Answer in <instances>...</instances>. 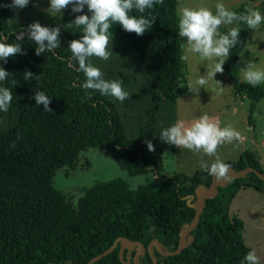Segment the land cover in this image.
<instances>
[{"label": "trees", "instance_id": "1", "mask_svg": "<svg viewBox=\"0 0 264 264\" xmlns=\"http://www.w3.org/2000/svg\"><path fill=\"white\" fill-rule=\"evenodd\" d=\"M2 2L9 4L8 0ZM177 7L178 0H164L163 5L149 10L156 21L143 36L129 33L119 24L109 30L110 36L127 40L152 82L137 90L136 95L149 98L150 107L136 140L127 137L111 96L79 87L86 78L68 47L71 40L80 38V29L61 27V47L54 53L36 55L37 45L25 38L21 42L25 54L0 61L11 74L3 86L13 93L12 121L0 129V264H86L118 238L144 245L140 264H153L148 246L154 240L164 252L179 248L182 234L197 214L198 188L208 190L217 178L203 169L192 176L163 175V149L170 145L153 143L155 151L150 152L145 143L157 124L162 103L176 104L189 91ZM9 10L3 6L0 12V34L15 43L16 34L28 25H11ZM79 14L90 15L87 6L84 13H73L69 6L65 20H74ZM131 14L141 15L135 10ZM237 26L242 29L241 43L232 49L224 70L235 96L251 100L248 121L252 124L257 105L264 99V85L253 87L240 80V56L251 40V31L244 24ZM26 71L33 74L30 80L23 78ZM136 79L134 75L118 78L122 84ZM37 88L51 97L52 112L36 105L32 97ZM89 149L106 150L130 176L152 173L157 182L136 190L122 179L97 183L83 189L74 205L54 187L53 180L59 170L75 169L81 154ZM224 163L230 165L229 173L253 168L264 175L259 157L252 151L238 161ZM243 188L255 189L264 197V181L254 172L217 187L203 204L199 223L180 254L166 257L153 248L158 264H240L251 248L243 238L244 222L231 216L230 208ZM120 250L118 244L94 264H134L136 252L124 249L122 260ZM128 254L130 263H126Z\"/></svg>", "mask_w": 264, "mask_h": 264}, {"label": "rangeland", "instance_id": "2", "mask_svg": "<svg viewBox=\"0 0 264 264\" xmlns=\"http://www.w3.org/2000/svg\"><path fill=\"white\" fill-rule=\"evenodd\" d=\"M8 2L11 4L12 0H8ZM217 2L224 3L232 11H236L242 6H251L264 14V0H178L177 9L180 6L199 7L203 5L215 11L214 5ZM49 6V0H30L29 5L23 9L10 8L9 23L11 25H29L39 21L43 25L55 27L59 24L63 27L73 21L71 19L65 20V10L60 14L49 15L45 11ZM2 8L3 2L0 0V12ZM236 26V24L225 25L220 28V31L229 30L230 27ZM250 31L251 40L240 56V80L243 83L247 82L243 79L241 68H246L248 63L251 62L257 68L264 69V24H261L257 29H250ZM181 42L184 45L182 39ZM111 50L113 54L108 61L93 56L89 58V62L100 68L107 80H118L121 75L136 76V82L122 84L123 88L130 94L129 99L120 102L111 97L117 107L127 137L136 140L139 129L146 120L145 112L150 107L149 98L136 95L137 90L140 87L149 86L152 82L137 55L130 50L124 37L110 36L109 51ZM183 56L188 57L185 60L187 81L195 85L198 77L207 73V66L211 62L202 60L198 54L188 51L186 45L183 46ZM261 84L264 85V83ZM0 87H4L3 82H0ZM250 110L251 100L248 97L242 100V98L235 96L224 70L222 74L217 73L215 78L210 79L199 91L189 90L181 96L176 104L163 102L157 115V124L149 132L147 139L151 140L152 143H164L159 138L164 128L173 125L177 120H183L188 126L201 115L208 114L214 118L220 127L231 124L241 133V137L245 138L246 141L227 143L226 146L232 149L230 153L232 161H237L234 155L245 145L247 147L246 152L252 151L257 154L264 169V99L257 105L252 124L248 122ZM10 112V110L7 113L0 112V129L11 123L13 116ZM252 140H254V145L251 144ZM224 145L218 148L217 154ZM185 151L186 148L181 149L182 153ZM174 154V145L164 149L163 172L165 174L173 171ZM198 154L199 157L196 158V162L190 168L183 170L185 174L193 175L197 170L203 169L202 163L208 164L211 160L203 152H196V155ZM114 179L126 181L133 190L141 185L157 182V177L152 173L136 177L130 176L103 149L84 151L75 169L66 167L59 170L53 181L54 187L62 191L74 205H77L83 196V189ZM244 192L248 194L242 193L238 196L230 213L231 216L238 217L244 222L243 238L246 245L251 250L255 249L259 255L264 256V197L255 189ZM130 250L136 252L137 248L132 247Z\"/></svg>", "mask_w": 264, "mask_h": 264}, {"label": "clouds", "instance_id": "3", "mask_svg": "<svg viewBox=\"0 0 264 264\" xmlns=\"http://www.w3.org/2000/svg\"><path fill=\"white\" fill-rule=\"evenodd\" d=\"M29 3L30 0H12L11 4L3 6L23 9ZM158 4L163 5L164 0H49L50 6L45 11L51 16L63 13L69 6L73 13H84L87 6V12L90 13V15H76L73 21L63 26L66 30L73 27L81 30L80 38L71 40L68 47L71 51V59L78 64V70L86 77L85 82L79 87L84 90L98 91L120 102L130 98L129 92L123 88L121 81L105 79L101 69L91 64L89 58L95 56L104 61L110 59L113 51H109V30L113 24H119L129 33L143 36L156 21L149 10ZM214 8L215 11L203 5L178 8L179 38L184 41L188 51L198 54L202 60L211 62L207 66V73L200 75L195 85L189 82L190 91H199L210 79L215 78L217 73L222 74L223 65L231 55L232 49L241 43L242 29L239 26L230 27L227 33L220 31L222 26L244 24L248 29H257L264 24V14L251 6H246L241 13L229 10L222 2H217ZM134 10L141 15L131 14ZM146 12L147 16L143 15ZM60 37L61 25L49 27L42 25L39 21L30 23L27 28L16 34L17 42L15 43L8 42V37L0 34V61L6 63L9 58L25 54L21 46L25 38L37 45L36 55L46 52L54 53L61 47ZM181 59L187 60L188 57L181 56ZM241 72L244 81L253 87L264 83V69L257 68L251 62L246 68H241ZM9 75L11 74L0 66V82L6 81ZM32 77L33 74L26 71L23 78L30 80ZM13 83L16 84V80ZM32 98L36 105H43L45 111L52 112L51 97L44 91L37 88ZM12 100V91L8 87H0V112L7 113ZM159 138L168 145L186 148L193 152H203L209 157H215L210 165L202 163V168L209 175H214L217 180L226 179L230 170V165L219 158L218 148L224 143L242 140L241 133L231 124L220 127L208 114L201 115L188 126L183 120H177L173 125L164 128ZM145 143L148 151H155L151 140H146ZM240 264H264V256L252 249L245 254Z\"/></svg>", "mask_w": 264, "mask_h": 264}, {"label": "water", "instance_id": "4", "mask_svg": "<svg viewBox=\"0 0 264 264\" xmlns=\"http://www.w3.org/2000/svg\"><path fill=\"white\" fill-rule=\"evenodd\" d=\"M250 172H254L255 174H257L260 177L261 180L264 181L263 173H261L260 171H258L256 169L246 168V169L241 170V171H236L235 169H232L226 179H220V180L216 179L215 182L211 185V187L208 190H206L203 186H200L198 188V197H197V200L194 204V208L197 211L196 217H195L193 223L191 224V226L187 230H185V232L182 234V236L180 238V242H179V248L174 252H164L160 248L159 242L157 240H154L148 246L149 253H150L152 260H153V264H158L157 258L153 254V248H156L161 253L162 256H166V257L178 255L184 250V248L186 247V243H185L186 240L191 239L189 236H190L191 232L197 227V225L199 223L203 204L205 203L206 200H208L209 198L212 197V195L215 192L217 187L224 185V184H226L232 180L238 179V178H240V177H242V176H244ZM118 244L121 245L120 258L122 260H123V250L124 249H131L132 247H136L137 251L133 257V262H134V264H139V258L144 251V245L142 243H139V242H127L124 238H118L112 247H110L108 250L104 251L103 253L99 254L98 256L94 257L93 259H91L86 264H94L97 261L101 260L102 258L106 257L107 255L111 254L117 248ZM127 257H128V260L126 263H130L131 260L129 258V254Z\"/></svg>", "mask_w": 264, "mask_h": 264}, {"label": "crops", "instance_id": "5", "mask_svg": "<svg viewBox=\"0 0 264 264\" xmlns=\"http://www.w3.org/2000/svg\"><path fill=\"white\" fill-rule=\"evenodd\" d=\"M186 94V93H185ZM181 98V97H180ZM179 98V99H180ZM244 98H247V96H244L243 98H242V100L244 99ZM179 99H178V101H179ZM177 101V102H178ZM249 122V121H248ZM242 141H246L245 140V138L244 137H242ZM225 144V145H224ZM223 145L224 146H222L223 148L219 151V153H218V156H219V158L223 161V162H227V161H230V162H235V161H232L231 160V155H230V153L232 152V149H230L229 147H227L226 145H228L227 143H224ZM251 144H255L254 143V140H252L251 141ZM167 147H170V146H166V147H164V149L165 148H167ZM173 147V146H172ZM247 147L245 146V145H243L242 146V149H240L239 151H237L236 152V154L234 155V158H236L237 159V161L241 158V156L246 152V149ZM164 149H163V160L165 159V157H164ZM181 149H183V148H179V147H177V146H175L174 145V155H175V163H174V165H173V171H170L171 173H164L163 171H164V162H163V170H162V173H163V175H166V176H171V175H173V174H178V173H183V174H185L184 172H183V170H185V169H187V168H190L191 167V165H193L195 162H196V158L197 157H199V154L198 155H196V152H193V151H191V150H189V149H186V151L185 152H181ZM209 158H211V160L209 161V165L213 162V160L215 159V157H209ZM199 170H202V169H199ZM199 170H197V171H199ZM196 171V172H197ZM195 172V173H196ZM194 173V174H195ZM187 175V174H186ZM189 176V175H188ZM190 176H192V175H190ZM249 189H252V188H243L238 194H237V196H236V198L233 200V203H232V205L234 204V201L238 198V196L239 195H241L242 193H246V192H244V191H247V190H249ZM256 191V190H255ZM258 192V191H257ZM259 193V192H258ZM246 194H248V193H246ZM245 196H247V195H245ZM232 205H231V208H232ZM231 208H230V211H231ZM231 214V213H230Z\"/></svg>", "mask_w": 264, "mask_h": 264}]
</instances>
